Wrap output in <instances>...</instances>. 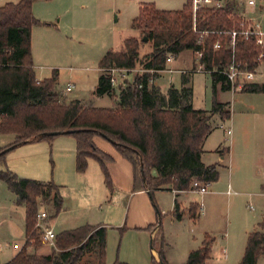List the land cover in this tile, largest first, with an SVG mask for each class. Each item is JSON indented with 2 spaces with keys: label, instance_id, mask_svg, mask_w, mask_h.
Listing matches in <instances>:
<instances>
[{
  "label": "trees",
  "instance_id": "16d2710c",
  "mask_svg": "<svg viewBox=\"0 0 264 264\" xmlns=\"http://www.w3.org/2000/svg\"><path fill=\"white\" fill-rule=\"evenodd\" d=\"M35 0H20L0 6V134H14L16 140L0 148V163L5 162V149L19 144L51 140L41 136L46 132L69 131L77 143L76 170L84 173L89 159L101 165L105 182L112 189L108 164L113 158L95 144L102 136L110 141L124 158L133 165L135 188L147 189L151 196L157 190L190 191L193 179L205 183L218 181L219 164L206 165L202 161L204 143L214 129L213 117L231 119L229 102L220 98L222 91L232 90V84L222 72L232 63L240 70L257 71L262 61V48L254 38L238 36L234 49L231 31L239 29L241 17L233 6L203 8L194 15L192 3L186 2L180 10H160L152 1L141 2L139 15L133 27L142 37L124 41V50L110 49L100 61V69L109 67L143 68L155 70L138 79L142 89L131 86L116 88L102 72L95 89L97 96L117 95L114 107H96L79 99L65 100L57 90L58 73L38 80L31 56L32 29L48 25L33 13ZM209 31L208 34H204ZM145 38L147 40L145 41ZM220 42L221 48L214 45ZM151 43L152 50L140 57L143 45ZM184 50L202 52L199 62L211 75L213 105L211 110L193 106L194 87L187 71L182 74V85H171L163 93L150 77L166 69L169 55L177 56ZM195 69V68H194ZM102 71V70H101ZM240 92L264 93V83L250 82ZM156 170L153 176L151 171ZM4 180L16 195L17 203L26 209V240L23 248L10 264H81L87 254L97 255V264H107V228L85 225L65 230L56 235L58 251L49 255L31 254L28 249L41 245V233L36 228L39 212L38 199L53 201L56 215L62 208V196L53 182L22 178L10 170H0ZM197 203H192L189 214L197 219ZM174 216L182 218L179 204L175 203ZM50 218V217H49ZM52 218V216H51ZM160 218V214H159ZM157 234L162 223H157ZM151 229L153 227H150ZM125 227L120 228L124 231ZM215 238L206 234L202 246L190 252L184 264H206L211 258ZM159 250L160 262L169 264ZM264 256V220L249 233L244 255L239 264H258ZM114 264H126L117 261Z\"/></svg>",
  "mask_w": 264,
  "mask_h": 264
},
{
  "label": "rangeland",
  "instance_id": "374dc122",
  "mask_svg": "<svg viewBox=\"0 0 264 264\" xmlns=\"http://www.w3.org/2000/svg\"><path fill=\"white\" fill-rule=\"evenodd\" d=\"M145 1L154 2L160 10H180L188 0H35L34 16L48 24L32 29L31 56L36 78L38 80L50 78L56 71L57 90L64 100L80 98L96 107H114L117 104V95L95 94L101 75L100 61L110 49L124 50L125 39L142 37V33L134 28L132 23L139 15L140 3ZM18 2L20 0H0V6ZM255 16L264 28V15ZM151 50V43L143 45L140 57L144 58ZM142 68L136 67L137 70ZM200 68L198 54L184 50L174 56L173 62L166 64L167 70L158 73L160 77L157 79L153 77V84L155 83L163 93H167L171 85L181 87L182 73L187 71V76L194 87L195 108L211 110L213 105L211 75L199 71ZM261 73H264V62L257 69L256 80L260 78ZM70 83L74 88L66 92V87ZM245 84L246 82L241 81L240 86ZM240 86H236L238 89L220 93L221 100L229 102L234 123L231 125L227 121L213 119L215 132L206 147L209 151L213 150L219 154L218 150L226 145L231 146L230 135L225 133L229 127L247 128L251 135L249 141L244 143L238 139L231 147L232 162L227 156L225 166L220 169L218 181L209 186L212 193L201 194L193 191L182 195L184 204H187L188 200L203 204L210 220L208 226L213 229L209 235L215 238L214 246L223 236L230 237V258L227 264H239L242 259L241 257L233 262L231 257L233 258L235 254L240 236H245L243 230L247 227L246 232L249 235L264 220V112L257 108L249 114H242L246 109L249 95L241 93ZM116 93L118 94V88ZM244 119H247V126L242 122ZM48 139L17 145L5 154V162L0 163V170H10L22 178L47 182L54 181L55 175L66 176L62 173L60 161L62 154L67 155L71 143L76 142V138L71 134H60L50 138L51 140ZM15 140L14 134H0V148L11 145ZM220 144L222 147L218 148ZM242 158L245 160V166L242 164ZM151 173L156 176V170H152ZM65 179L67 180L66 177ZM75 179H70L74 205L71 207L67 225L54 222L56 208L53 201L43 202L39 198V210H45L50 214L48 224L55 232L64 228L80 227L83 224L96 225L99 222L97 220L102 218L101 224L107 228V264H114L117 261L128 264L158 263L159 256L153 251L158 253L162 244L169 264H184L190 252L202 246L206 234L202 228L207 225L197 228L194 224L198 223V217L196 220L187 217L182 222H174L172 210L175 198L171 193L167 191L159 193L160 190H157L152 196L149 195L150 205L152 203L155 211L160 214L157 220V223H162L160 234L155 232L152 236L153 228L129 231L126 227L121 232L117 227L128 210V196L119 195L114 191L110 205L105 201V193L101 190L105 187L103 182L96 185L95 193H91ZM112 189L115 187L112 186ZM14 199L15 195L7 183L0 180V244L3 247L0 250V264H10L26 240L25 207H19ZM93 221L97 222L92 223ZM124 222L125 219L122 225ZM41 242V245L29 248L28 252L44 256L40 254V248H45L51 251L50 253L58 251L56 240L45 243L41 239ZM14 244L21 246V249L19 251L15 249ZM244 246L243 248H246ZM215 257L209 259L206 264H217V260L221 262L223 259L220 253ZM97 260L96 254H87L81 264H97ZM258 264H264V256L259 258Z\"/></svg>",
  "mask_w": 264,
  "mask_h": 264
},
{
  "label": "crops",
  "instance_id": "0c3cea01",
  "mask_svg": "<svg viewBox=\"0 0 264 264\" xmlns=\"http://www.w3.org/2000/svg\"><path fill=\"white\" fill-rule=\"evenodd\" d=\"M106 54V53H105ZM101 71V69H100ZM102 73V71H101ZM100 77V76H99ZM160 77V75L158 76ZM99 79V78H98ZM157 79V78H156ZM255 83H264V73L260 74V78L258 80L253 81ZM98 83V82H97ZM155 84V83H154ZM59 92V91H58ZM67 92V91H66ZM243 94L249 95L247 101V106L246 109L242 112V114H249L251 111L255 110L258 108V110H260L262 113L264 112V93H244L241 92ZM74 99H79L84 101L83 99L80 98H74ZM72 99V100H74ZM70 101V100H69ZM88 103V102H87ZM194 106V103H193ZM195 108V106H194ZM260 116V114H257ZM214 120H220L221 122H225L223 120H221L219 115H216L213 117ZM227 122L234 123L232 115H231V119L226 120ZM246 121L247 119H244L242 122H244V126L246 125ZM236 127V125H235ZM241 128V131H240ZM228 129L231 130L230 135V140H231V146H225L223 148L222 144H220V146L218 148H221L220 153H215L213 150L209 151V149H207L206 145L208 144V141L210 140V138H212V136L214 135V130L211 132V134L207 137L205 143H204V152L202 154V161L206 164V165H212L215 163H218L219 166V173H220V169L222 167L225 166V161L227 160V156L229 157V161L232 162V156L231 155V147L234 146V144L238 141V139H240L241 141H243L244 143L249 141V138L251 137V135H249L248 131L246 130L245 127L243 129V126H239V129L235 128L232 129V127H229ZM227 129V131H228ZM225 133L227 134L228 132L225 131ZM95 144L97 145L98 148H100L102 151L106 152L107 154H109L113 160L111 162H109L108 164V168L110 171V176H111V180H112V184L115 187V189H110L106 182H105V177L101 168V165L99 164V162H97L94 159H89L88 161V168L84 173H78L76 170V156H77V144L76 142L71 143V146L67 152V155L62 154V159L60 161V166H61V170L62 173H65L66 176L62 177L63 175H55L54 177V181H49V182H53L55 185H57V187L59 188V192L60 195L62 196V208L60 209L58 215L56 216V218L54 219V222L56 223H61L62 225H67L68 221H69V213L71 212V207L72 205H74L73 203V196L71 194V189H72V184L70 182L71 178H76L75 180L79 181L80 184H82L84 187H86L88 189V192L90 191L91 193H95L96 190V185H100L101 182L104 183L103 189H101L103 191V193H105L104 198L105 201L109 202V204H112L111 198H112V194L115 191V193H119L125 196H128L129 201L127 204V211L125 213V216L123 218V220L119 223L117 229L120 230V228L122 227H127L129 229V231H142V230H146V228H150L153 227L151 234L153 236V234L156 232L157 230V220H158V215L159 212L157 213V211H155L152 203L150 205L149 202V195L150 192L147 189H144L142 187H139L138 189L135 188V172H134V168L133 165L131 164V162L129 160H127L126 158H124L122 156V154L116 149V147L108 140L104 139L102 136H96L94 138ZM212 159V160H211ZM67 161V162H65ZM242 164H244L245 166V160L242 158ZM248 165V164H247ZM157 175V172H156ZM57 176V177H56ZM65 177L67 178V180L65 179ZM43 182H47V181H43ZM70 182V183H69ZM95 183V185H94ZM230 185H232V183H230ZM211 186V184H210ZM105 188V189H104ZM167 191L169 193H171L173 195V197L175 198L174 200V207L172 210V217H173V221L174 222H182L184 221L187 217H190L189 214V208L190 205L192 203H197L200 207L202 206V209L200 207H198V223L194 224L196 225V227L198 228H202L204 227V225H207L206 227L202 228V231H204V234H211V231H213V229L208 226L210 223V220L208 219V215L206 210H204L203 204H200L198 201H194V200H188L189 202H187V204H184V201L182 200V195L184 194H188L190 192H193L192 190L190 191H176V190H160L159 193ZM13 193V192H12ZM90 193V195H91ZM158 193V194H159ZM208 193H212V191L209 190ZM205 193V194H208ZM15 195V194H14ZM116 195V194H115ZM93 199H95V197H92ZM17 197L15 195V203L19 206L22 207L24 205H19L17 203ZM179 204L180 206V211L182 213V218L176 219L174 216V210H175V203ZM25 207V206H24ZM50 216V214H49ZM125 219L124 225L123 221ZM102 218L97 220L99 221L96 225H92V226H105L102 222ZM25 221H26V209H25ZM97 221H93L92 223H95ZM212 224V223H211ZM85 225H89V224H83L82 226ZM122 225V226H121ZM69 227V226H68ZM72 227V226H71ZM81 227V226H80ZM77 227L74 228H64L61 231H56L57 233L63 232L65 230H70V229H75ZM248 228L246 227L243 232L245 233V236H240V241L236 247L235 250V254L233 255V258L231 257V259L234 261H237L238 259H241V257H243V253H244V249L243 245L246 246V239H247V235H248ZM55 231V230H54ZM56 233V234H57ZM205 234V235H206ZM204 235V236H205ZM229 240L230 237H222L221 240L219 242H217V245H215V243L213 244L212 247V253H211V260L214 259V257L216 255H218L219 253L222 255L223 259H221V262H218L217 260V264H227L228 263V259L230 258V245H229ZM244 246V247H245ZM219 247V249L217 250V248ZM40 254L42 255H47L49 254L51 251L45 249V248H40ZM19 251V249H17ZM30 250V249H29ZM154 250V249H153ZM155 254H157V256H159V254L157 253V251H153ZM39 253V252H38ZM159 258V257H158ZM216 258V257H215ZM160 261V259H159ZM125 263V262H124ZM128 264V263H126Z\"/></svg>",
  "mask_w": 264,
  "mask_h": 264
},
{
  "label": "built area",
  "instance_id": "2783aa9c",
  "mask_svg": "<svg viewBox=\"0 0 264 264\" xmlns=\"http://www.w3.org/2000/svg\"><path fill=\"white\" fill-rule=\"evenodd\" d=\"M192 3V8L194 15L198 13L199 10L203 8L208 9H219L224 8L228 4L233 6V12L238 14L242 21L239 29L231 31L232 41L231 46L234 49L236 44V39L238 36H243L245 39L254 38L257 45L262 48V53L259 56V59L264 62V28L260 20L255 16L256 14L264 15V0H190ZM249 9L250 11H248ZM209 31H205L204 34H208ZM215 49L221 48V43L217 42L214 45ZM199 60L202 57V52H197ZM174 56L169 55L166 60V64L173 62ZM161 70V71H166ZM172 71V69H169ZM205 71L203 66L199 71ZM102 72L108 77L110 84L113 88H119L120 86H131L132 88L142 89L144 84L138 82V79L143 77L145 73H155V70H150L142 68L137 70L135 68H126V67H109L103 68ZM160 72V71H158ZM206 72V71H205ZM230 80L232 84V89H236V86H240L241 81L250 83L255 81L257 71H246L240 70L235 63H232L228 69L222 71ZM208 73V72H207ZM149 84H153V77H150ZM240 83V84H239ZM241 87V86H240ZM74 88L73 84H68L66 91L69 92ZM238 89V88H237ZM228 134L231 133V130L228 129ZM210 183H205L197 178L193 179L191 183L192 191H196L201 194L209 192ZM230 193V191H228ZM202 209V206L200 207ZM49 214L45 210H39L37 214L36 228L41 233V239L43 242H53L56 238V232L48 224ZM15 249H21V246L14 244ZM2 245L0 244V250H2Z\"/></svg>",
  "mask_w": 264,
  "mask_h": 264
},
{
  "label": "water",
  "instance_id": "95a60500",
  "mask_svg": "<svg viewBox=\"0 0 264 264\" xmlns=\"http://www.w3.org/2000/svg\"><path fill=\"white\" fill-rule=\"evenodd\" d=\"M147 40V38H145V41ZM69 133V131H55V132H46V133H43L41 136H56V135H60V134H67ZM25 143V142H24ZM23 143V144H24ZM15 147V145L7 148L4 150V152H8L10 151L11 149H13ZM161 264H164L161 262Z\"/></svg>",
  "mask_w": 264,
  "mask_h": 264
}]
</instances>
